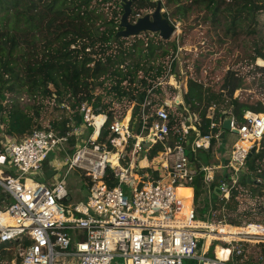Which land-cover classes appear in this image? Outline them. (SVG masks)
Returning a JSON list of instances; mask_svg holds the SVG:
<instances>
[{
    "label": "built area",
    "instance_id": "obj_1",
    "mask_svg": "<svg viewBox=\"0 0 264 264\" xmlns=\"http://www.w3.org/2000/svg\"><path fill=\"white\" fill-rule=\"evenodd\" d=\"M177 60L178 51L166 62L165 74L148 91L134 119L136 103L130 105L131 115L125 122L116 116L113 96L108 101L111 122L101 107L85 102L74 109L65 103L59 105L64 117L55 121L60 125L65 120L63 133L49 123L21 138L2 140L0 186L12 202L0 209V247H15L9 264H56L68 258L76 264H113L115 260L123 264H245L244 245L264 239L223 233L219 227L234 226L226 220L198 219L192 197L186 205L188 198L180 197L178 190L191 188L202 170L209 188L219 183V200L227 204L247 171L251 149L264 146V113L245 112L241 127L230 116L237 140L224 160L216 153L219 162L205 164L198 154H215L213 141H222L220 132L212 133L217 126L215 106L207 115L211 132L201 136L199 117L188 109L187 85L180 84L172 70ZM178 119L180 125L173 129L188 148L180 143L173 148L168 145L170 124ZM135 124L140 127L136 134L132 131ZM105 131L108 134L100 142ZM156 145L163 151L150 160L147 153ZM45 162L53 172L49 178L43 171ZM65 166L68 170L62 175ZM262 169L264 164L259 172ZM71 171L78 173L88 190L86 198L77 203L68 189ZM32 172L42 173L49 184L30 178ZM244 193L239 191L238 201ZM253 225L264 229L254 223L244 227ZM219 247L229 251L226 259L217 254Z\"/></svg>",
    "mask_w": 264,
    "mask_h": 264
},
{
    "label": "trees",
    "instance_id": "obj_2",
    "mask_svg": "<svg viewBox=\"0 0 264 264\" xmlns=\"http://www.w3.org/2000/svg\"><path fill=\"white\" fill-rule=\"evenodd\" d=\"M165 5L174 8L173 16L183 19H188L195 10L204 11V20L211 21L215 27L224 23L228 36L229 33L237 36L239 31L249 36L257 35L259 16L264 12V0H165ZM155 8L154 2L136 0L132 3L131 22L143 12ZM122 14L123 9L118 0H0V150L5 136L21 138L34 130L45 128L38 122L39 112L45 105L36 107V112L32 114L22 111L16 104L4 105L6 94L17 90L40 99L41 103L47 98L55 99L74 109L82 103H90L94 108L101 107L107 112L109 122L113 120V113L109 110L111 103H106L104 96H113L115 101H125L128 106L136 103L133 119L137 117L148 91L166 72L164 59L174 57L177 46L175 43L172 45L174 51L171 54L165 48L167 41L162 39L158 43L151 40L146 42L137 37L132 43L130 38L116 41ZM163 16L170 18L167 13H163ZM263 48L252 57L253 62L259 59L264 64ZM158 60L161 61L157 65L155 62ZM175 64L176 61L172 66L174 72ZM248 85L245 76L233 71L225 76L221 93L205 88L196 81L189 82L186 100L189 111L199 117L201 136L211 132L210 120L207 118L211 106H215L217 122L213 134L223 131L221 120L226 117H233L238 127H241L246 122L245 112L264 113L261 102L255 106L253 102L234 98L236 91L246 89ZM98 89L103 90L104 95H97ZM155 92L159 93L160 89H155ZM75 117L79 122L82 120L78 113ZM64 121L60 125L54 122V128L63 133ZM179 122V119L173 120L170 124V148L177 143L188 148L173 129L175 125H180ZM150 123L151 119L149 126ZM132 131L139 133L140 127L135 124ZM107 134L106 131L103 133L104 138L100 142ZM162 151L161 145L153 146L147 153L148 159H153ZM203 153L208 155V152ZM204 163L209 166L216 164L208 157ZM263 164L264 146L260 145L247 160V171L241 175L227 204L219 200V183L215 182L209 188L201 170L190 185L192 191L184 190L188 198L185 204L189 205L192 197V206L198 219L214 222L216 217L218 221L226 220L228 224L240 227L241 221L230 219L229 213L239 211V191L264 196V169L259 172ZM207 194L213 200L207 199ZM5 202H12V199L0 186V209ZM257 208L263 212L264 204ZM240 214L248 216L250 213L245 211ZM250 223L264 226V223L254 220H250ZM244 246L246 249L247 244ZM7 247L10 245H1L0 251L5 252ZM12 258L13 255L9 256L10 261ZM261 260L262 257L259 262ZM186 264L193 263L187 261ZM245 264H252L247 254Z\"/></svg>",
    "mask_w": 264,
    "mask_h": 264
},
{
    "label": "rangeland",
    "instance_id": "obj_3",
    "mask_svg": "<svg viewBox=\"0 0 264 264\" xmlns=\"http://www.w3.org/2000/svg\"><path fill=\"white\" fill-rule=\"evenodd\" d=\"M163 11L169 15L171 23L175 27V33L172 36L171 40L167 41L165 48L170 51L171 54L175 43L178 51V60L174 65L175 73L178 75L180 84L189 85L190 81H196L203 85L205 88L212 89L217 93L222 92V87L224 84V78L229 71L237 72V74H242L246 77L249 85L246 89L238 90L234 94L235 99H241L242 101L253 102L255 106L258 103H262L264 107V64L257 59L252 61V57L257 51L264 47V12L259 16V26L257 35L249 36L245 35L242 32H237V36H232L229 33V36L226 34V29L224 23L220 24L218 27L212 25L211 21L204 20L206 17V12L195 10L188 19H183L182 17L173 16L172 12L174 11L173 7L167 8L165 5V0H162ZM153 11V10H152ZM149 12H143L144 16ZM110 13L107 14L110 17ZM153 35V34H151ZM137 39L145 41H160L159 35L157 36H146L145 34L137 37ZM134 38H130L129 41L132 43ZM264 52V48L262 50ZM171 59V57H166L164 59V65L166 62ZM161 60L155 62L158 65ZM259 63V64H257ZM156 65V66H157ZM263 67H261V66ZM263 68V70H260ZM103 90L98 89L96 91L97 95H104ZM229 99V98H228ZM40 99H35L30 94L25 91L17 90L14 93H7L6 100L4 105L16 104L19 109L29 114L36 112L39 105H45L39 112L38 122L42 126H46L49 123H54L59 118L64 117V112L60 108L55 99H44L39 102ZM105 102L110 101L109 97L104 96ZM115 101V99H114ZM230 101V100H229ZM116 104V116L119 119L130 116L131 108L128 106L125 101L118 102ZM1 117V116H0ZM223 132V131H222ZM226 140L227 143L224 147H220V143L214 142V150H218L217 154H222V159L226 158V148L228 149L238 138L236 133L231 131H226ZM10 137V136H5ZM4 137V138H5ZM3 138V139H4ZM53 156V154H52ZM58 155L56 156V158ZM60 160L63 161L62 156H59ZM198 157L204 161L206 158L213 163H218L216 152L215 154L211 152L206 155L205 153H199ZM52 157H50L51 159ZM5 169V168H3ZM68 168L65 166L62 170V175L67 172ZM30 178H35L39 182L48 185L49 180H47L42 173L32 172ZM68 189L73 197V203H77L88 194L86 186L78 178V173L71 171L67 177ZM203 195V199H205ZM207 199L210 198V195L207 194ZM239 211L235 213H229V218L238 219L241 221L240 228H228L230 232H243L246 229V224L250 220H254L257 223H264V211L260 212L257 208L260 204H264V196L259 194H250L245 191L244 196L239 198ZM203 207V204L200 205V208ZM247 211L250 213L248 216L241 215ZM228 220V219H227ZM218 219L215 217L214 222H217ZM225 227V226H224ZM221 231L225 228L219 227ZM257 232H264L263 228H256ZM257 238L264 239L263 234H258ZM264 240H254V243H248L246 247L247 258L252 261V264H264V252L263 247ZM15 255V247H7L5 252L0 251V264H9V256ZM261 262L259 260L261 259ZM67 261V259H65ZM64 259L56 261V264H65ZM70 263L67 264H76L75 261L69 259ZM123 264L121 261H116V263Z\"/></svg>",
    "mask_w": 264,
    "mask_h": 264
},
{
    "label": "water",
    "instance_id": "obj_4",
    "mask_svg": "<svg viewBox=\"0 0 264 264\" xmlns=\"http://www.w3.org/2000/svg\"><path fill=\"white\" fill-rule=\"evenodd\" d=\"M116 1V0H112ZM121 8L123 9V14L119 23V31L115 35V40L129 39L141 36L143 34H157L163 41L171 40L175 33V27L171 21L163 16L162 2L161 0H149L156 3V8L144 16L138 17L134 22H131V17L133 13L132 3L136 0H118ZM232 118L226 117L223 121V132L221 133V139H225V132L231 131ZM233 133H238L234 130ZM225 142V140H224ZM149 148V144L146 145ZM256 147H253L250 151L248 159L255 153ZM43 171L46 177L49 178L53 172L49 170L48 162L44 163Z\"/></svg>",
    "mask_w": 264,
    "mask_h": 264
},
{
    "label": "bare ground",
    "instance_id": "obj_5",
    "mask_svg": "<svg viewBox=\"0 0 264 264\" xmlns=\"http://www.w3.org/2000/svg\"><path fill=\"white\" fill-rule=\"evenodd\" d=\"M259 64V63H258ZM128 119H129V116H127V117H125V122H127L128 121ZM249 146V145H248ZM146 163L145 162H143V165H145ZM132 178H134V170H133V172H132ZM185 189H187V188H181V189H179L178 190V194H179V196L180 197H186V194H185V192H184V190ZM7 222H9L10 224H13V222L11 221V220H7ZM222 228H225L222 232L223 233H228V234H234V235H238L239 234V232H230L229 230H228V228H236V227H234V226H228V227H222ZM256 228H262V227H256L255 225H253L252 227H248V228H246V229H244L245 231H244V233L243 232H241V233H243V234H246V235H253V236H258V234H263L264 235V232H257L256 231ZM217 249H220V252L218 253L217 252V250H216V252H217V254L221 257V258H223V259H226L228 256H229V251H226V250H224V249H221L220 247L219 248H217ZM68 260V259H67ZM66 261V260H65ZM116 261H119V260H115L114 262H113V264H119L118 262L116 263ZM65 264H67L66 262H65Z\"/></svg>",
    "mask_w": 264,
    "mask_h": 264
},
{
    "label": "crops",
    "instance_id": "obj_6",
    "mask_svg": "<svg viewBox=\"0 0 264 264\" xmlns=\"http://www.w3.org/2000/svg\"><path fill=\"white\" fill-rule=\"evenodd\" d=\"M163 97V96H162ZM130 115H131V113H130ZM130 117V116H129ZM223 121H224V119H223ZM223 124V123H222ZM222 133V132H221ZM224 140H225V142H224ZM226 143H227V140H226V134H225V139H222V141H221V143H220V147L222 146V147H224V145H226ZM214 144L212 143V147L214 148V146H213ZM229 149V148H228ZM228 149L226 148V151H228ZM217 151L218 150H216V153H217ZM225 151V152H226ZM207 155V154H206ZM218 156L220 155V157L222 158V154H217ZM222 155V156H221ZM204 161V160H203ZM205 162V161H204ZM217 164V163H216ZM187 189H191V188H187ZM191 191H192V189H191ZM224 227V226H223ZM217 252L219 253L220 252V249H217ZM67 262H69L70 263V260H67L66 261V263Z\"/></svg>",
    "mask_w": 264,
    "mask_h": 264
}]
</instances>
